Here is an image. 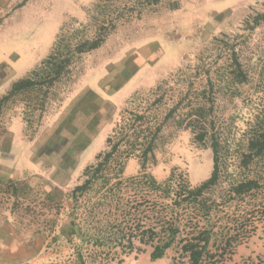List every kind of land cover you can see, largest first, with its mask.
I'll return each instance as SVG.
<instances>
[{"label": "rangeland", "instance_id": "1", "mask_svg": "<svg viewBox=\"0 0 264 264\" xmlns=\"http://www.w3.org/2000/svg\"><path fill=\"white\" fill-rule=\"evenodd\" d=\"M263 12L264 0H0V98L47 57L64 26L74 41L106 34L100 47L76 55L48 91L0 103V176L31 187L15 212L0 192V232L38 244L25 264H77L67 241L69 194L125 111L154 112L163 122L146 168L159 180L174 167L193 185L210 176V135L199 143L187 127V111L200 105L224 157L234 154L227 167L240 173L236 156L264 118V21L254 25ZM139 170V158H131L125 174ZM224 186L213 191L217 203ZM261 199L249 212L243 203L217 215L220 226L236 227L246 213L250 227L235 235V246L213 251L216 264H264ZM141 205L140 218L149 222L146 201ZM144 230L136 231L131 251L116 249L114 264H191L177 243L152 260ZM97 251L101 264L108 250Z\"/></svg>", "mask_w": 264, "mask_h": 264}, {"label": "trees", "instance_id": "2", "mask_svg": "<svg viewBox=\"0 0 264 264\" xmlns=\"http://www.w3.org/2000/svg\"><path fill=\"white\" fill-rule=\"evenodd\" d=\"M263 21L264 12L254 18V25ZM61 31L47 57L26 76L14 81L0 98V103L21 94L48 91L69 73L76 55L100 47L106 35L100 33L92 39L74 41L65 26ZM41 105L43 108L44 102ZM175 112L173 106L165 119ZM207 116L206 107L201 105L186 113L187 127L195 133L197 142H203L210 135L213 153L210 176L193 185L178 167H174L163 180L147 171L150 159L155 158L156 141L163 127V122L159 123L154 112L138 109L121 115L107 137L106 149L97 154L94 163L84 168L82 181L69 194L71 207L67 241L73 246L77 264H97V250L105 249L108 252H105L101 264H114L116 249L122 247L123 251H131L136 231L142 225L148 236L141 239L153 246L152 260L162 258L177 243L189 256L191 264H216L214 250H226L228 246L236 245L235 235L250 227L247 214L244 213L239 221L235 219L236 227L233 223L232 227L227 226L230 222L220 226L216 218L220 212L228 214L232 206L244 203L243 209L249 212L263 201L264 118L257 120L258 126L250 135L246 148L236 156L239 173L227 167L234 154L228 153L224 157L222 142L210 132ZM135 157L140 160V170L126 176V164ZM221 183L225 185L226 195L217 203L213 191ZM30 190L31 187L19 178L0 176V192L9 200L12 212L17 210V204L24 203L21 199L27 198ZM45 196L51 198L53 194L45 193ZM144 201L149 222L140 218ZM43 229L39 228L37 232H45ZM121 263L122 259L118 264Z\"/></svg>", "mask_w": 264, "mask_h": 264}, {"label": "crops", "instance_id": "3", "mask_svg": "<svg viewBox=\"0 0 264 264\" xmlns=\"http://www.w3.org/2000/svg\"><path fill=\"white\" fill-rule=\"evenodd\" d=\"M37 248L33 245L21 243L15 236L14 232H0V264H25L34 260Z\"/></svg>", "mask_w": 264, "mask_h": 264}]
</instances>
